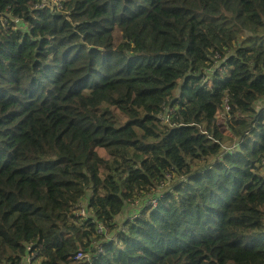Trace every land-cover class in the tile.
<instances>
[{
  "label": "trees",
  "instance_id": "trees-1",
  "mask_svg": "<svg viewBox=\"0 0 264 264\" xmlns=\"http://www.w3.org/2000/svg\"><path fill=\"white\" fill-rule=\"evenodd\" d=\"M29 248L264 264V0H0V264Z\"/></svg>",
  "mask_w": 264,
  "mask_h": 264
},
{
  "label": "clouds",
  "instance_id": "clouds-1",
  "mask_svg": "<svg viewBox=\"0 0 264 264\" xmlns=\"http://www.w3.org/2000/svg\"><path fill=\"white\" fill-rule=\"evenodd\" d=\"M166 75H169L170 77L173 78V76L171 74H165V79H166ZM167 81V79H166ZM174 80L172 79L171 81H169V83L173 82ZM168 82V81H167ZM174 111V107L172 105H168L165 107L164 109V114L162 116V124L166 127L170 126V114ZM181 185H183L181 183ZM163 195V190L159 189L158 193L156 196L149 198L147 201H141V200H136L133 204H137V205H141V208L138 210L137 214L131 215L126 222L128 221H134L136 219H138L141 215L145 214L146 216H148L151 211H153V209L158 205V201L160 199V197ZM92 196V191L89 192V196L87 201L84 203L82 202L83 206L80 207V205H78L79 208V215L84 216L87 214V203L89 201V199ZM132 205V204H131ZM128 207V206H127ZM150 207V208H149ZM125 212V211H124ZM123 214V213H122ZM125 222V223H126ZM102 232V228L100 229ZM101 248V247H99ZM98 250V249H97ZM103 250V249H102ZM83 253V252H82ZM83 257H85L84 253H83ZM81 257V258H83ZM31 260L29 261L28 259ZM37 258V254L34 253L31 248H29V254L26 257V263L27 264H38V261H35V259ZM78 258V259H81Z\"/></svg>",
  "mask_w": 264,
  "mask_h": 264
},
{
  "label": "rangeland",
  "instance_id": "rangeland-1",
  "mask_svg": "<svg viewBox=\"0 0 264 264\" xmlns=\"http://www.w3.org/2000/svg\"><path fill=\"white\" fill-rule=\"evenodd\" d=\"M114 34H115V38L117 37L118 34H120V30H119L118 27H116ZM119 41H120V39H118L117 42L119 43ZM166 79L169 82V81L172 80V77H170L169 75H166ZM177 93H178V90L175 89L174 90V96H177ZM217 124H218V126L220 127V129L224 133H229V131L227 129H225V127H224V119H223V117L218 116ZM234 147H235L234 145H231L229 147V149H233ZM98 231H99V233H101V230L100 229H98ZM218 246H219V244L215 240H211V242H209V247H218ZM101 252H103L102 248H98L97 255L100 254ZM238 252H239V254H242V253L244 254V250L242 248H238ZM242 255H240V257H238V256L235 257L236 262L239 263V264L243 263V259L241 258ZM88 262H89V260L86 261V263H88Z\"/></svg>",
  "mask_w": 264,
  "mask_h": 264
},
{
  "label": "crops",
  "instance_id": "crops-1",
  "mask_svg": "<svg viewBox=\"0 0 264 264\" xmlns=\"http://www.w3.org/2000/svg\"><path fill=\"white\" fill-rule=\"evenodd\" d=\"M173 79V78H172ZM174 80V79H173ZM141 208V205H137V204H132L128 207H126L125 212L119 217V219L117 220V222L120 225H124L125 222L127 221V219L134 214L138 213V210Z\"/></svg>",
  "mask_w": 264,
  "mask_h": 264
},
{
  "label": "built area",
  "instance_id": "built-area-1",
  "mask_svg": "<svg viewBox=\"0 0 264 264\" xmlns=\"http://www.w3.org/2000/svg\"><path fill=\"white\" fill-rule=\"evenodd\" d=\"M230 147V146H229ZM229 147H228V149H229ZM80 205V207H82L83 206V204L82 203H80L79 204ZM81 257H83V253L82 252H79L78 253V255H77V258H81ZM29 261L31 260V258L30 259H28Z\"/></svg>",
  "mask_w": 264,
  "mask_h": 264
}]
</instances>
